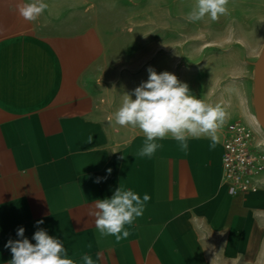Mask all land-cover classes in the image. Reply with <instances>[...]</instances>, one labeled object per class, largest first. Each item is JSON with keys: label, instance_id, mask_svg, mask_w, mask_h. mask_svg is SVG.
<instances>
[{"label": "crops", "instance_id": "crops-1", "mask_svg": "<svg viewBox=\"0 0 264 264\" xmlns=\"http://www.w3.org/2000/svg\"><path fill=\"white\" fill-rule=\"evenodd\" d=\"M18 2L0 0V264L12 259L5 244L19 239V227L33 244L38 227L62 240L76 264L85 254L94 264H264V169L251 177L254 189L232 194L222 167L223 134L234 121L264 155V0L247 1V50L256 53L250 109L225 108L214 150L207 138L190 139L185 154L168 138L151 158L136 156L139 129L112 117L144 81L142 69L176 67L171 45L162 60L166 29L152 30L148 48L117 38L138 31L129 23L134 0H45L34 22L18 14ZM119 186L151 198L116 243L88 213Z\"/></svg>", "mask_w": 264, "mask_h": 264}, {"label": "clouds", "instance_id": "clouds-1", "mask_svg": "<svg viewBox=\"0 0 264 264\" xmlns=\"http://www.w3.org/2000/svg\"><path fill=\"white\" fill-rule=\"evenodd\" d=\"M228 0H195L186 15L191 23L208 17L216 21L225 15ZM45 0H19L18 14L26 21H36L47 9ZM148 79L136 87L131 94L125 93L120 107L113 113L112 119L121 127L139 129L144 136L143 146L136 156L153 157L163 145L159 140L173 139L179 150L189 151L190 139L207 138L211 141L209 149L214 150L218 143L217 132L226 120V113L219 105L213 106L192 95L186 83L180 82L171 72L158 73L148 68ZM133 95L135 99H133ZM92 140L89 137L88 142ZM111 173V169L107 170ZM102 178H97L100 183ZM150 195L143 198L131 189L121 186L115 189L111 198L95 200L94 208L88 215L95 218V226L101 236H113L116 243L127 239L131 233L128 227L134 224L145 211ZM44 220L36 221L37 227ZM25 229L19 227V239L9 240L5 247L12 253L9 264H76L68 256L63 241L47 233L43 228L35 231L31 243L24 235ZM84 264H94L90 255L81 257Z\"/></svg>", "mask_w": 264, "mask_h": 264}, {"label": "rangeland", "instance_id": "rangeland-1", "mask_svg": "<svg viewBox=\"0 0 264 264\" xmlns=\"http://www.w3.org/2000/svg\"><path fill=\"white\" fill-rule=\"evenodd\" d=\"M134 1L139 3L129 5V13H135L129 14L133 17H129V23L138 31L133 37L123 35L117 38L125 40L127 45L135 44L139 39V43L143 42L148 48V44L157 38L152 30L155 27L166 29L161 30L159 36L162 60L169 59L168 48L171 45L170 57L176 63L171 73L188 85L192 95L207 104L219 105L224 112L225 108L231 111L234 104L240 112L250 109L249 80L253 75L251 62L256 53L247 50L248 0H228V11L219 21V35L213 34L217 20L205 17L191 23L186 19L195 0ZM147 70V67L142 69L144 81L148 79Z\"/></svg>", "mask_w": 264, "mask_h": 264}, {"label": "built area", "instance_id": "built-area-1", "mask_svg": "<svg viewBox=\"0 0 264 264\" xmlns=\"http://www.w3.org/2000/svg\"><path fill=\"white\" fill-rule=\"evenodd\" d=\"M252 138V131L240 121L224 131L223 179L232 194L254 189L251 177L264 169V155L253 150Z\"/></svg>", "mask_w": 264, "mask_h": 264}, {"label": "water", "instance_id": "water-1", "mask_svg": "<svg viewBox=\"0 0 264 264\" xmlns=\"http://www.w3.org/2000/svg\"><path fill=\"white\" fill-rule=\"evenodd\" d=\"M263 56H264V48H263L262 53L260 55V60L263 58ZM259 96H260V94H259L258 85H256V90H255V102H256V105L258 104V102L260 100ZM258 112H259V109H258Z\"/></svg>", "mask_w": 264, "mask_h": 264}]
</instances>
